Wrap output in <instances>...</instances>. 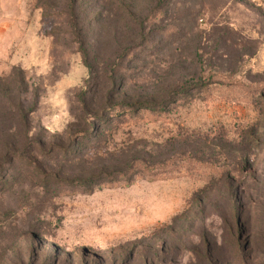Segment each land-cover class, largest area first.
Instances as JSON below:
<instances>
[{"label": "rangeland", "instance_id": "obj_1", "mask_svg": "<svg viewBox=\"0 0 264 264\" xmlns=\"http://www.w3.org/2000/svg\"><path fill=\"white\" fill-rule=\"evenodd\" d=\"M70 1L0 0V264H264V0Z\"/></svg>", "mask_w": 264, "mask_h": 264}, {"label": "trees", "instance_id": "obj_2", "mask_svg": "<svg viewBox=\"0 0 264 264\" xmlns=\"http://www.w3.org/2000/svg\"><path fill=\"white\" fill-rule=\"evenodd\" d=\"M70 4L73 5L74 9H75V0H71ZM132 49L131 48H125L122 52L119 53L118 58L117 59H122L123 57L129 55ZM113 78L115 76H112ZM225 76L223 74H220L218 72H214V71H209L208 73L203 72L201 74V76L193 81V83L189 84V85H185L184 83H181L178 85V90L181 92H185L188 90V88H192L190 90H198V89H209L212 86H221V84L224 82L223 78ZM115 80L113 79V81L111 82L112 86H114ZM112 88V87H111ZM111 91V90H110ZM4 96V95H3ZM5 97V96H4ZM152 102H144V103H137V104H129V103H122L120 105H113L112 107H110V109H108L107 113H105L103 115V122H105L102 125V128H107L110 124L113 123V121H115L116 119H120L122 116H124L127 113V110L124 109L125 107L128 108H134L137 107H142V108H150V109H156L157 107H163V105H160L159 103H152ZM123 111H120V110ZM119 110V111H118ZM126 110V111H125ZM130 110V109H129ZM136 110V109H135ZM33 109L30 110V112H32ZM83 121L86 124L84 129L74 132V135L72 136H76V139H73L70 143V146L68 147H58L57 150H53L52 152H59V153H64L66 156H68V158H75L78 159L77 163L79 165V163L81 164V168H80V174L78 176V178L76 179L77 185L82 186L83 188H93L91 186H96V182L99 179L102 178H111L110 180H114V177L117 176H121L123 179V181L126 183V185H131L133 182V168L136 166V164L138 163V160L136 159H130V168L128 169H113V171H104L105 169H102L103 171L101 173H94L91 170L93 165H96L95 161L90 160V159H85L84 158V154L81 152L80 149H82L84 147V143L85 141H87L89 144H91L93 141H96L98 138H100L103 135V131H100L99 129L96 128L95 124L93 122L90 121L91 118H98L100 117L99 114L96 115H88V112L85 108L83 109ZM108 114V115H107ZM102 117V116H101ZM22 118H24V120L27 118V112L22 114ZM102 119V118H101ZM73 138V137H72ZM79 143H82L80 146L78 145ZM35 149V145L33 147ZM33 149V150H34ZM109 154H112L109 153ZM3 158L4 161L7 158H13L15 164L16 162H22L23 160H25V152L24 151H20L18 149H9L7 151L4 152L3 154ZM104 159V163H107V160ZM13 161L9 162L12 163ZM160 163H156L155 165H159ZM149 165H145V168H149L152 167V169L155 168L154 165L150 164ZM107 168V167H105ZM14 179V175L11 171L4 169L3 167H0V183L3 184H8L13 182ZM66 181V180H65Z\"/></svg>", "mask_w": 264, "mask_h": 264}]
</instances>
